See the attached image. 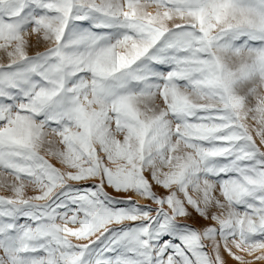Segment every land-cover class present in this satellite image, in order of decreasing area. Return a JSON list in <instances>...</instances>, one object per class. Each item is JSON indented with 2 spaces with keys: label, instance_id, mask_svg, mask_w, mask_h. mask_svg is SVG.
<instances>
[{
  "label": "snow or ice",
  "instance_id": "1",
  "mask_svg": "<svg viewBox=\"0 0 264 264\" xmlns=\"http://www.w3.org/2000/svg\"><path fill=\"white\" fill-rule=\"evenodd\" d=\"M0 53V264L264 261V0H0Z\"/></svg>",
  "mask_w": 264,
  "mask_h": 264
},
{
  "label": "rangeland",
  "instance_id": "2",
  "mask_svg": "<svg viewBox=\"0 0 264 264\" xmlns=\"http://www.w3.org/2000/svg\"><path fill=\"white\" fill-rule=\"evenodd\" d=\"M32 39L35 40V36H33ZM37 50L43 51L44 48H43V46H42L40 49H35V48L30 49V54H34V52L37 51ZM2 56H3V53H0V57H2ZM4 59H5V62H6V57H5ZM252 124H253V127H256L254 121L252 122ZM253 135H254V138L257 139V143H259V142H260V141H259V137L256 136L255 131L253 132ZM48 159H49L53 164H55L57 167H60L59 162H58L55 158H53V157H48ZM149 179H150V177H149ZM109 191L112 192L113 195H117L115 192L112 191V189H109ZM155 191H157V193H158L159 195H165V194H166V191H165L163 188L156 187V188H155ZM0 195H8V193L5 192V191H3V190H0ZM193 195H195V193H193ZM137 199H139V202H140L142 205H143V204H146V203H150V202L145 201V200H143V199H140V198H138V197H137ZM153 207H155V205H153ZM190 210H191V209H190ZM193 217H194V218H193L192 220H189V221H188V223L192 224L193 227H196V228H202V227L205 226L206 224L211 223L210 221H205V220H203L202 218H199L198 215H197L195 212H193ZM224 256H225V259H226V261H227V264H238V262L235 261L234 259L230 258V257L227 255V253H224ZM246 259H248L249 261H252L253 264H264V261H256V260H254L253 257H247Z\"/></svg>",
  "mask_w": 264,
  "mask_h": 264
}]
</instances>
